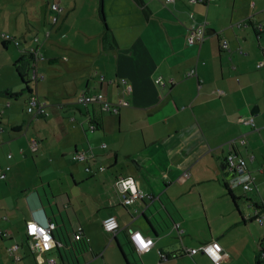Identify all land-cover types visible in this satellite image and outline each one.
<instances>
[{"label": "crops", "instance_id": "crops-1", "mask_svg": "<svg viewBox=\"0 0 264 264\" xmlns=\"http://www.w3.org/2000/svg\"><path fill=\"white\" fill-rule=\"evenodd\" d=\"M199 26L204 27L202 43H187ZM5 35L15 37L19 53L11 66L15 71L4 73L2 64L11 58L0 51L3 107L11 109L19 100L8 96L25 87L15 62L22 50L34 48L35 58L27 61L34 79L30 88L47 103L49 115L42 122L8 112L4 126L0 116V166L9 165L0 179L5 182L0 183V264H53L51 259L72 264L76 258L67 245L79 231L92 252L85 264L96 257L95 264H127L119 248L128 264H212L201 252L184 251L211 240L222 246L220 264H230L236 255L238 264L262 263L264 0H0L3 49L13 44L2 46ZM49 46L51 53L56 46L65 50L46 58L41 51ZM42 59L62 66L54 72L42 68L40 74ZM40 89L53 98L40 96ZM98 92L110 103L125 104L117 114L103 111L99 103L76 107V96ZM27 97L22 96L25 105ZM90 123L96 125L93 130ZM76 152L90 156L74 160ZM229 153L246 159L252 177L251 189L236 186L243 194L232 189L238 211L224 191L225 183L230 186L224 168ZM30 155L38 157L37 182L14 192ZM116 177L131 180L143 198L125 204ZM218 211L233 223L213 226L210 215L215 218ZM203 214L208 229L200 232L210 235L199 237L183 223ZM108 215L117 219L115 232L102 227ZM29 220L56 223L51 249L33 247L35 240L26 236ZM236 225L251 236L253 254L245 258L222 239ZM130 230L152 237L153 245L138 252Z\"/></svg>", "mask_w": 264, "mask_h": 264}, {"label": "built area", "instance_id": "built-area-1", "mask_svg": "<svg viewBox=\"0 0 264 264\" xmlns=\"http://www.w3.org/2000/svg\"><path fill=\"white\" fill-rule=\"evenodd\" d=\"M166 1H172V0H166ZM193 3L195 2H203L205 0H189ZM50 8L55 10L58 9V5L56 3H51ZM56 16L53 17V21H56ZM3 38H12L9 35H5ZM36 39V38H35ZM187 43L189 44H200L204 40V27L199 26L190 31V33L187 35ZM14 43L17 45L18 42L15 40ZM29 51H33L36 55V49L30 48L27 49ZM261 63L258 64L260 66ZM32 78H36V75H33ZM103 76H101V79ZM157 83H163L160 78H157L155 80ZM121 83L124 86V89L130 90L131 86L126 81V79L121 78ZM77 103L80 104H87V103H99L101 106V109L105 112L111 113V114H117L119 111V106L122 104H125L123 100H120L118 103H110L104 98V95L100 92L96 94H84L78 96ZM27 112L31 115L33 119L43 118L47 117L49 115V112L47 110V103L43 100H40L37 98L36 95L32 94L27 99ZM252 121V120H250ZM249 121V122H250ZM95 126L94 123L90 124V128L93 129ZM241 142H244L243 139H240ZM30 145L33 149L37 146V141L35 138H32L30 140ZM101 146H104L102 143ZM11 155L8 154L7 157H10ZM90 155H88L86 152H80L76 153L74 155V158L76 160H80L83 158H88ZM9 168L8 165L0 166V177H4L5 173L4 171ZM224 168L226 173L228 174V181L229 184L232 186H240L243 190H249L251 189V180L252 177L250 175V172L247 168V162L246 159L241 156L237 155L236 153H229L224 158ZM100 170L104 169L103 166L99 167ZM86 171H89V167H85ZM131 181L129 179H120L118 178L115 181V186L120 190V192L123 194V202L125 204L133 203L135 200L139 198H143L144 193L136 188V186L131 182L129 184L128 182ZM114 224L115 227H111V225ZM55 222L53 221H47L46 223L42 224L35 220H29L26 222V235L29 238L34 239V245L33 247H36L37 249L41 251L49 250L53 247L54 239H53V230L55 229ZM102 227L107 232H115L118 229V223L117 219L114 215H108L102 220ZM80 230V228H79ZM81 236L80 231L76 233V238H79ZM130 239L133 242V245L135 249L138 252L146 251L153 245V238L149 236H144L139 231H132L130 230ZM13 248H9L10 252H13ZM186 254L193 255L197 252H201L205 254L208 259L211 261L212 264H220L224 258L223 255V249L220 243L216 240H211L209 242H206L202 245H200L198 248H190L184 250ZM50 263H55L54 259H51L49 261Z\"/></svg>", "mask_w": 264, "mask_h": 264}, {"label": "rangeland", "instance_id": "rangeland-1", "mask_svg": "<svg viewBox=\"0 0 264 264\" xmlns=\"http://www.w3.org/2000/svg\"><path fill=\"white\" fill-rule=\"evenodd\" d=\"M33 15L32 13H28V16H31ZM27 15L23 14L22 17L25 18ZM56 18H57V15H55ZM52 21V20H51ZM57 21V20H56ZM52 23H56V22H53ZM53 33H54V30H53ZM19 41L21 42V47L22 45H25V41H23V39L21 37H19ZM39 44H41V39L39 40ZM41 47V46H40ZM18 49V46L14 45V44H10L8 46V48L6 49H3L0 45V51L1 53H6L8 57H10V61L8 60V62H4L2 65L5 66L3 68V72L5 73L7 70L8 71H12L14 72V67L11 68L12 66V62H14V57L16 58L18 56V53L19 51H17ZM48 50V51H47ZM46 51L44 49H42L41 53L47 58V57H51V56H61V54H63L64 50H65V47H59V46H56L53 53L50 52V46L48 47ZM58 53H60L58 55ZM7 58V57H5ZM4 58V59H5ZM40 61V74H41V70L42 68L44 69H49L50 72H54L56 71L55 68H61V64L60 62H53V63H49L47 62L46 60H39ZM47 67H50V68H47ZM47 74V71L44 70V73H42V75L46 76ZM11 79H8V81H10ZM39 95L40 96H44L45 98H53V96L48 93L47 91H45L44 89H40L39 91ZM22 96H24V94H21L20 95V98L19 100H13L12 101V108H8V107H3V104L1 103L0 101V116H1V119L3 120V126L4 125H7L6 123L8 122L7 120V113L10 112L11 113V116L13 115H18V116H23L24 118H26V114H28L25 110L22 111V107H25L27 105H25L23 103V98ZM54 96H57V93L54 94ZM56 98H59V97H56ZM77 99L78 97L76 96L75 97V101L76 102V107H82V104H77ZM24 112V113H23ZM26 113V114H25ZM15 117V116H14ZM14 117H10V120H15L13 119ZM33 120V119H31ZM40 121L42 122H46V119L45 118H39ZM31 131L33 132L32 130V127H31ZM34 138V137H33ZM36 139V138H35ZM10 155L12 156V153H10ZM38 157L37 155H34V157L32 155L29 156V158L27 157V159H24L23 161H25V164H26V167L22 168V176L19 180L16 179V182L15 184L12 186L13 187V191L17 192L18 189L20 188H29L31 186V184L33 182H37L36 179H34V177L38 174L39 176V171H37L36 169V164L35 162L37 161ZM22 161V163H23ZM5 165H8L5 163ZM4 166V165H3ZM39 179V178H38ZM11 181V179H10ZM0 183H4V181H1L0 180ZM230 187L232 189H236L237 192H239L240 194H243V191H241L239 187H236V186H232L230 185ZM7 188V187H6ZM24 194V193H22ZM23 196V195H22ZM226 200L227 197H226ZM230 204V202H229ZM19 206H23L22 203H19ZM202 208V205H198V206H195V208ZM212 210L213 208L210 207ZM186 211V210H185ZM214 214H216L215 218H212L211 215H210V221L212 222V225L215 226L217 225L218 221L220 222H223L224 224L227 223L229 224V221L230 223H233L231 220L232 219H225L223 218L224 215H222L221 213L219 214V211L218 212H214ZM203 218H198V219H195L193 221H191V219H189L190 217H187V222H184L183 223V226L187 227L188 228V231L194 233V235H198L199 237H204V236H209L210 235V232L209 230H206V231H203L202 233L200 232L201 230H203L204 227H206L208 229V219L205 217V215L203 214L202 215ZM236 217V216H235ZM216 221V222H215ZM184 227V228H185ZM263 236H264V231H263ZM261 236L259 240L262 239V244L264 243L263 240H264V237ZM189 238V237H188ZM227 239L228 241L232 242L234 244V246L236 247V250L238 251V253L240 254V256H242L243 258L246 257V253H248V256H250L251 254H253V249L251 248V245L249 244L250 243V239H251V236L249 235L248 231H246L242 226H233L229 229V231L227 232L226 236L222 237V239ZM260 244V243H259ZM244 245H247L248 246V250L244 251ZM252 249V251H251ZM107 255V254H106ZM260 255V254H259ZM91 257H89L90 259ZM99 257H96L95 259L93 258L91 262H89V264H95V262H93L94 260L98 259ZM262 260V263L261 264H264V258L263 256L260 257ZM237 259H239V257H235V260H233L230 264H238L237 263ZM179 261H184V258L180 259ZM246 260L243 261V263H245ZM184 263V262H183ZM252 264H257L256 261L254 260L252 262Z\"/></svg>", "mask_w": 264, "mask_h": 264}, {"label": "trees", "instance_id": "trees-1", "mask_svg": "<svg viewBox=\"0 0 264 264\" xmlns=\"http://www.w3.org/2000/svg\"><path fill=\"white\" fill-rule=\"evenodd\" d=\"M101 18L103 19V16L101 14ZM5 39V38H4ZM15 37H12V38H7L5 39L3 42H2V46L5 47L6 44H9L11 42L14 43L15 41ZM35 54L33 51H29V50H22V52L20 53V56H19V59L15 62V68H16V71H17V75L21 81V83L25 86L23 89H20V92L18 93H11L9 92L8 93V96L13 98V99H16L18 98L21 94H28V97L32 94L35 95V93L32 91V89L30 88V84L34 81V79H31L29 78L28 76V70H29V67H28V63L27 61H30V60H33L35 58ZM27 97V99H28ZM77 104H80V103H77ZM26 105L27 104V100H26ZM26 109H27V106H26ZM27 112V110H26ZM28 113V112H27ZM29 114V113H28ZM30 115V114H29ZM31 116V115H30ZM91 124V123H90ZM96 127V125L94 126V128ZM93 128V129H94ZM92 129V130H93ZM37 141V140H36ZM77 153V152H76ZM75 153V154H76ZM72 155V158L74 160H76L74 158V155ZM91 154V153H90ZM88 158H86L87 160ZM9 166V165H8ZM4 177H0V179H2ZM224 191H225V194L227 195V197L230 199L233 207H235V209L238 211V207H237V201L239 200V197H237L233 191H232V188L227 184L225 183L224 184ZM257 210H259V208L257 207ZM239 213L238 217H239V223H244L245 222V217H243V215L240 214V212H237ZM251 219V218H250ZM56 225V223H55ZM57 225L55 226V229H56ZM54 229V230H55ZM74 235L72 241H70V243L67 245L69 246V248L71 249V255L74 256L76 258V261L72 262V264H85L87 262V257L88 256H91L92 255V252H91V249L89 248V244L87 242V240L80 236L79 238H76V233H73L72 236ZM27 236V235H26ZM28 237V236H27ZM264 237V236H263ZM262 239L259 240V245L262 244ZM119 252L122 256V258L125 260V262L128 264V261L126 259V256L123 254L122 250L119 248ZM261 252L263 251H259V254H261Z\"/></svg>", "mask_w": 264, "mask_h": 264}, {"label": "clouds", "instance_id": "clouds-1", "mask_svg": "<svg viewBox=\"0 0 264 264\" xmlns=\"http://www.w3.org/2000/svg\"><path fill=\"white\" fill-rule=\"evenodd\" d=\"M17 41V40H16ZM18 42V41H17ZM13 43V42H12ZM14 45H16L15 43H13ZM16 46H19V43L16 45ZM129 184H131V181L128 182ZM111 227H115L114 224L111 225Z\"/></svg>", "mask_w": 264, "mask_h": 264}, {"label": "water", "instance_id": "water-1", "mask_svg": "<svg viewBox=\"0 0 264 264\" xmlns=\"http://www.w3.org/2000/svg\"><path fill=\"white\" fill-rule=\"evenodd\" d=\"M89 151L91 152V154H92V150L91 149H89ZM119 177H116V180L118 179ZM52 236H53V234H52ZM53 239H54V236H53ZM39 250V249H38Z\"/></svg>", "mask_w": 264, "mask_h": 264}]
</instances>
